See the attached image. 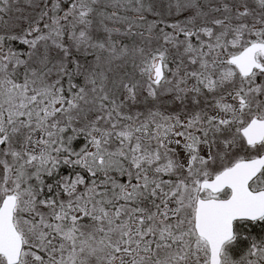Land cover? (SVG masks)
Returning a JSON list of instances; mask_svg holds the SVG:
<instances>
[{"label":"snow or ice","instance_id":"obj_1","mask_svg":"<svg viewBox=\"0 0 264 264\" xmlns=\"http://www.w3.org/2000/svg\"><path fill=\"white\" fill-rule=\"evenodd\" d=\"M0 264H264V0H0Z\"/></svg>","mask_w":264,"mask_h":264}]
</instances>
